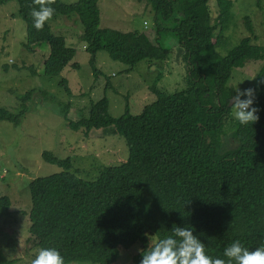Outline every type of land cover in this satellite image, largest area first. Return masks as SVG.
<instances>
[{
	"label": "trees",
	"instance_id": "trees-1",
	"mask_svg": "<svg viewBox=\"0 0 264 264\" xmlns=\"http://www.w3.org/2000/svg\"><path fill=\"white\" fill-rule=\"evenodd\" d=\"M8 1L0 0V6ZM14 1L25 24L24 49L33 52L42 44L49 48L43 75L57 77L65 66L77 67L71 61L73 49L51 32L50 21L42 31L34 28L32 0ZM208 1L146 0L157 20L172 23L168 28L157 25L156 32L174 34L183 49L186 87L166 93L154 84L153 101L138 114H131L127 104L125 113L117 117L109 114L102 96L89 103L87 115L66 122L68 129L83 136L91 129L122 136L129 155L123 163L101 167L94 180L85 181L69 173V157L42 152L43 161L60 171L37 177L28 186V231L38 249L56 248L65 264H114L119 248L129 250L140 244L133 256L140 264L142 254L158 239L172 235L175 225L192 227L213 258L226 260L224 249L235 240L250 250L264 245V84H258L264 79V43L253 45L251 37H245L219 57L214 51L216 31L222 33L230 22L233 0H213L217 13L212 19ZM97 2L56 0L52 5L56 10L52 20L74 15L79 22L93 80L95 54L100 51L129 67L169 56L168 50L144 34L99 28ZM244 20L253 34L250 19ZM258 62L253 106L260 109V119L248 125L234 120L235 145L218 152L223 122L232 120L227 118L228 102L234 96L227 84L232 70H245ZM60 85L69 94L64 78ZM31 92L18 96L14 112L0 106V121L17 125ZM9 207V199L1 196L0 219L8 216ZM0 264H15V259L0 250Z\"/></svg>",
	"mask_w": 264,
	"mask_h": 264
},
{
	"label": "rangeland",
	"instance_id": "rangeland-1",
	"mask_svg": "<svg viewBox=\"0 0 264 264\" xmlns=\"http://www.w3.org/2000/svg\"><path fill=\"white\" fill-rule=\"evenodd\" d=\"M74 1L62 0L67 4ZM208 3L212 19L217 11L213 0ZM97 8L99 28L144 34L168 50L169 56L162 60H142L129 67L100 51L95 54L97 76L93 80L89 55L80 41L81 26L74 15L61 16L50 21L49 26L54 35L64 39L66 47L73 49L71 61L77 67L65 66L59 76L48 78L43 75V58L48 55V46H37L33 52L25 50V24L17 14L16 2L9 0L0 6V106L14 112L18 96L32 90L27 111L17 125L0 121V197L10 201L8 216L0 219V250L7 258H14L15 264H30L39 250L28 231L31 208L28 186L37 177L60 171L57 165L43 161L44 150L60 158L69 157V173L85 181L94 180L101 167L120 164L128 158V146L122 136L102 133L101 129H91L83 136L68 129L66 122L87 115L89 103L102 96L108 102L109 114L117 117L125 113L127 104L131 114H138L145 104L153 101L154 84L166 93L186 87L188 65L182 59L183 49L174 34L156 32L157 25L168 28L172 23L157 20L146 0H98ZM245 17L251 21L253 34L244 25ZM230 18L222 33L219 29L216 31L219 39L214 51L219 57L226 56L245 37H251L253 45L264 43V0H233ZM259 65L258 62L245 70H232L227 84L233 88L234 95L237 88L253 87L257 93ZM62 78L69 94L60 85ZM232 102L230 98L231 112L227 115L232 120L223 122L218 152L235 145ZM139 250L140 244L129 250L119 248L114 264H136L133 256Z\"/></svg>",
	"mask_w": 264,
	"mask_h": 264
},
{
	"label": "clouds",
	"instance_id": "clouds-1",
	"mask_svg": "<svg viewBox=\"0 0 264 264\" xmlns=\"http://www.w3.org/2000/svg\"><path fill=\"white\" fill-rule=\"evenodd\" d=\"M55 3L56 0H32L35 7L31 8L30 16L37 31H42L45 24L53 19L56 10L52 5ZM258 84H264V79ZM232 101L233 117L241 125L259 121L260 109L253 106L256 101L255 88H237ZM171 231L172 235L158 239L150 250L142 254L140 264H264V245L250 250L235 240L224 249L225 260L208 255L205 244L194 234L192 227L175 225ZM30 264H65V258L56 248H41Z\"/></svg>",
	"mask_w": 264,
	"mask_h": 264
},
{
	"label": "flooded vegetation",
	"instance_id": "flooded-vegetation-1",
	"mask_svg": "<svg viewBox=\"0 0 264 264\" xmlns=\"http://www.w3.org/2000/svg\"><path fill=\"white\" fill-rule=\"evenodd\" d=\"M228 104H229V102H228Z\"/></svg>",
	"mask_w": 264,
	"mask_h": 264
},
{
	"label": "water",
	"instance_id": "water-1",
	"mask_svg": "<svg viewBox=\"0 0 264 264\" xmlns=\"http://www.w3.org/2000/svg\"><path fill=\"white\" fill-rule=\"evenodd\" d=\"M146 37H148V36H146Z\"/></svg>",
	"mask_w": 264,
	"mask_h": 264
}]
</instances>
